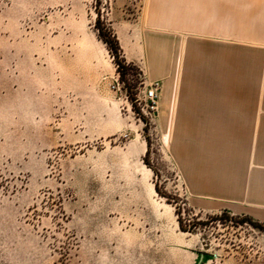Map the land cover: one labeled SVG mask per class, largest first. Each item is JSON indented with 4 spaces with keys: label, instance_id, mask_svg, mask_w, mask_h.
Instances as JSON below:
<instances>
[{
    "label": "rangeland",
    "instance_id": "374dc122",
    "mask_svg": "<svg viewBox=\"0 0 264 264\" xmlns=\"http://www.w3.org/2000/svg\"><path fill=\"white\" fill-rule=\"evenodd\" d=\"M147 2L0 0V264H264V222L186 186L160 109L178 63Z\"/></svg>",
    "mask_w": 264,
    "mask_h": 264
},
{
    "label": "crops",
    "instance_id": "0c3cea01",
    "mask_svg": "<svg viewBox=\"0 0 264 264\" xmlns=\"http://www.w3.org/2000/svg\"><path fill=\"white\" fill-rule=\"evenodd\" d=\"M146 22L174 46L160 109L184 143L186 186L231 194L234 214L264 222V0H148ZM225 143L233 155L221 159Z\"/></svg>",
    "mask_w": 264,
    "mask_h": 264
},
{
    "label": "trees",
    "instance_id": "16d2710c",
    "mask_svg": "<svg viewBox=\"0 0 264 264\" xmlns=\"http://www.w3.org/2000/svg\"><path fill=\"white\" fill-rule=\"evenodd\" d=\"M97 22H98V17L96 18V23ZM104 30L101 27L100 28L98 27V35H100V38L106 43L109 51L112 52L114 63H116L117 66H119L118 62L124 61V59L122 57L121 48L119 47L118 41L115 38V36L109 30H107V31L106 30L104 31ZM106 34H107V36H106ZM103 35H105L106 38H104ZM175 213H176V221H177L178 228L182 231H189L192 228L196 227L197 225L205 224L204 221H196V223L191 222V223L185 224L181 220L180 212L178 211V208H176ZM227 216L228 215H227L226 211L222 210L218 214L208 216V218L212 219V220H219V219H222L223 217H227ZM230 219H232L231 216H230ZM239 220L242 222H247L252 226H257V227L263 228V225L261 223L253 221V219L248 215H243Z\"/></svg>",
    "mask_w": 264,
    "mask_h": 264
},
{
    "label": "built area",
    "instance_id": "2783aa9c",
    "mask_svg": "<svg viewBox=\"0 0 264 264\" xmlns=\"http://www.w3.org/2000/svg\"><path fill=\"white\" fill-rule=\"evenodd\" d=\"M144 96H145V98L147 100H149L152 103L150 108H153L154 107V97H155L154 91L152 89H147L145 91V95Z\"/></svg>",
    "mask_w": 264,
    "mask_h": 264
},
{
    "label": "bare ground",
    "instance_id": "6f19581e",
    "mask_svg": "<svg viewBox=\"0 0 264 264\" xmlns=\"http://www.w3.org/2000/svg\"><path fill=\"white\" fill-rule=\"evenodd\" d=\"M167 125H168V124H167ZM161 136H162V139H161V140H162L163 142L168 141V140H167V138H168V134H167V132H164L163 135H161ZM168 139H169V138H168Z\"/></svg>",
    "mask_w": 264,
    "mask_h": 264
}]
</instances>
